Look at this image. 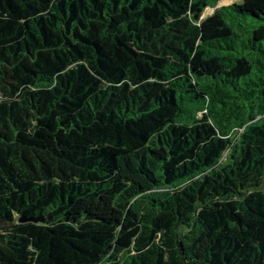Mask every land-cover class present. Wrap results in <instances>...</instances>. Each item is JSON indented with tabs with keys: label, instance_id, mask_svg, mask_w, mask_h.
<instances>
[{
	"label": "trees",
	"instance_id": "1",
	"mask_svg": "<svg viewBox=\"0 0 264 264\" xmlns=\"http://www.w3.org/2000/svg\"><path fill=\"white\" fill-rule=\"evenodd\" d=\"M219 1L0 0V264H264V0Z\"/></svg>",
	"mask_w": 264,
	"mask_h": 264
},
{
	"label": "rangeland",
	"instance_id": "2",
	"mask_svg": "<svg viewBox=\"0 0 264 264\" xmlns=\"http://www.w3.org/2000/svg\"><path fill=\"white\" fill-rule=\"evenodd\" d=\"M241 2H242L241 0H220L215 8H207L204 11L201 20H204L212 16L218 9H221L223 7H229L234 4H241ZM147 207H148V201L145 199H138L133 205V209L137 213L142 212L143 210L147 209Z\"/></svg>",
	"mask_w": 264,
	"mask_h": 264
},
{
	"label": "water",
	"instance_id": "3",
	"mask_svg": "<svg viewBox=\"0 0 264 264\" xmlns=\"http://www.w3.org/2000/svg\"><path fill=\"white\" fill-rule=\"evenodd\" d=\"M196 18H198V17H196ZM21 221H23V220H21Z\"/></svg>",
	"mask_w": 264,
	"mask_h": 264
}]
</instances>
